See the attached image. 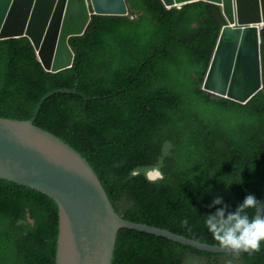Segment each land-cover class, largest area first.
<instances>
[{
  "label": "trees",
  "instance_id": "obj_1",
  "mask_svg": "<svg viewBox=\"0 0 264 264\" xmlns=\"http://www.w3.org/2000/svg\"><path fill=\"white\" fill-rule=\"evenodd\" d=\"M127 2L128 16L94 15L86 33L70 39L75 63L59 73L45 69L29 37L0 40V117L33 120L57 92L36 125L90 161L121 217L222 245L204 226L212 197L234 208L248 192L260 201L264 194V25L263 86L239 103L203 89L226 25L220 6ZM60 218L53 199L0 178V264H57ZM199 257L208 259L200 264H264V243L215 255L125 229L114 264Z\"/></svg>",
  "mask_w": 264,
  "mask_h": 264
},
{
  "label": "water",
  "instance_id": "obj_2",
  "mask_svg": "<svg viewBox=\"0 0 264 264\" xmlns=\"http://www.w3.org/2000/svg\"><path fill=\"white\" fill-rule=\"evenodd\" d=\"M163 1L169 7L195 1L222 7L227 25L205 79L206 91L246 103L262 88L259 34L264 25V0ZM129 13L127 0H0V40L29 37L46 70L59 73L73 67L75 53L70 39L85 34L94 15ZM56 93L43 99L33 120L0 117V178L37 190L58 203V264H114L119 234L124 229L165 237L215 254L240 251L122 218L90 161L36 125L42 106ZM263 214L264 194L255 216Z\"/></svg>",
  "mask_w": 264,
  "mask_h": 264
},
{
  "label": "clouds",
  "instance_id": "obj_3",
  "mask_svg": "<svg viewBox=\"0 0 264 264\" xmlns=\"http://www.w3.org/2000/svg\"><path fill=\"white\" fill-rule=\"evenodd\" d=\"M195 2H198V1H195ZM203 2H205V1H203ZM191 3H193V2H191ZM208 3H210V2H208ZM184 5H186V4H184ZM183 6H181L180 8H182ZM222 12H223V10H222ZM100 16H109V15H100ZM226 25H227V20H226ZM215 50H216V48H215ZM74 63H75V60H74ZM204 83H205V81H204ZM203 87H204V84H203ZM154 174L159 175V178L162 177V174L160 171H158V170L154 171L151 174V177L154 180L156 179ZM230 184L231 183L225 184V187H228ZM210 188H211V186L209 185V189ZM260 204H261V201L256 196V194L252 193V192H248L244 196L243 200L240 203H238L234 208L224 200L223 196L215 195L212 197L211 202L208 205V207L213 209V210L206 213V215L204 217V226L207 228V230L210 233L213 234V236L222 245L229 246L233 249L240 250V251H236L234 253H239L242 251L249 252V253L254 252V251H259L262 243H264V214H263V216H250L248 214V212L246 211V209H250V208L255 209ZM184 223H187V221L185 220ZM140 224H142V223H140ZM133 231H137V230H133ZM138 232H140V231H138ZM142 233H144V232H142ZM58 241H59V239H58ZM202 243H205V242H202ZM206 244H209V243H206ZM210 245H212V244H210ZM194 249H196V248H194ZM196 250H198V249H196ZM198 251H200V250H198ZM200 252H206V251H200ZM207 253H211V252H207ZM234 253H230V254H234ZM211 254H215V253H211ZM215 255H229V254H215ZM204 259H206V258L199 257V258H196L193 260L187 259L185 264H196L195 261H197L198 263H201V261ZM57 260H58V251H57ZM206 260H208V259H206ZM57 264H58V261H57Z\"/></svg>",
  "mask_w": 264,
  "mask_h": 264
},
{
  "label": "rangeland",
  "instance_id": "obj_4",
  "mask_svg": "<svg viewBox=\"0 0 264 264\" xmlns=\"http://www.w3.org/2000/svg\"><path fill=\"white\" fill-rule=\"evenodd\" d=\"M155 178H156V179L159 178V175H156ZM195 263H196V264H200V263H198L197 261H195Z\"/></svg>",
  "mask_w": 264,
  "mask_h": 264
}]
</instances>
